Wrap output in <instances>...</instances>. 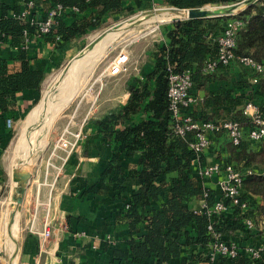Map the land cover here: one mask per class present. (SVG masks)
I'll list each match as a JSON object with an SVG mask.
<instances>
[{
    "label": "trees",
    "instance_id": "1",
    "mask_svg": "<svg viewBox=\"0 0 264 264\" xmlns=\"http://www.w3.org/2000/svg\"><path fill=\"white\" fill-rule=\"evenodd\" d=\"M28 1L0 0V46L15 51L7 58H0V114L4 120L25 114L15 112L16 94L24 90L40 92L47 74V59L33 67L26 44L33 41L48 45L49 58L53 59L69 42L92 27L124 10L138 9L146 1L176 8H199L238 0H34L30 13L24 19L19 18ZM56 4L65 7V11L54 16V24L47 33L37 35V27L30 19L43 16ZM235 18L243 21L236 34L235 55H249L264 63V0H255L232 15L176 20L165 29L166 42L154 43L149 49L148 65L127 81L125 102L101 118L90 119L101 142L111 147L112 152L98 182L89 185L84 193L123 197V216L119 220L133 237L128 241V253L113 250L118 258L130 257L137 264H149V261L167 264L176 259L179 264H264V254L253 259L242 251L232 258L219 255L209 261L205 255L210 241L209 222L226 239L237 236L235 232L239 230L261 235L263 239L264 235L244 228L238 208L211 218L203 211H193L191 205L192 200L203 198L198 166L206 163L207 155H214L213 161H227L243 169H264V138L254 141L247 137L250 119L243 114V106L248 102L264 114V77L252 83V73L235 64L219 66L211 73L203 70L206 62L216 57L217 37L227 22ZM13 61L18 62L16 68L10 66ZM169 68L175 72L189 70L192 77L189 93L201 97L181 112L198 121H239L244 136L238 144H232L223 132L210 133L209 147L197 163L191 164L195 157L190 147L194 132L180 136L172 130L173 115L167 98ZM37 101L35 98L32 105ZM11 134L7 130L0 137L1 150ZM133 156H136L135 166L125 173L119 162ZM114 172L117 175L113 176ZM127 177H134L138 187L123 196ZM217 196L216 187L210 185L204 197L207 207ZM240 199L249 203L254 218L256 213L264 221V176L246 175Z\"/></svg>",
    "mask_w": 264,
    "mask_h": 264
},
{
    "label": "crops",
    "instance_id": "2",
    "mask_svg": "<svg viewBox=\"0 0 264 264\" xmlns=\"http://www.w3.org/2000/svg\"><path fill=\"white\" fill-rule=\"evenodd\" d=\"M127 1L132 2V0ZM164 34L160 37L159 42H166ZM72 41L68 43L66 49L60 51L57 57L53 59L49 58L51 48L48 45L33 41L26 44L27 52L32 57L31 65L35 67L40 61L47 59L48 70H50L59 63L63 54L66 55V52L71 50ZM14 52L12 48L0 46V58H7ZM139 57L141 60L138 68L141 70L150 61L149 48L143 50V55L141 54ZM10 66L16 68L18 62L13 61ZM227 76L230 77L229 73ZM127 96L128 92L125 89L119 97L120 99L116 101L112 96L107 98V102L105 100L98 102V110L94 116L84 114L81 120L84 137L79 140L76 150L73 151L59 171L54 184L51 183L56 169L47 168L43 158L39 163H36L34 172H29L30 177L26 184L22 205L20 204L22 212L25 214L27 211L29 215L22 228L24 233L17 240L13 237L16 240L13 251L9 250L8 245V249L4 247L5 251L15 253L11 261L10 256L7 258L6 264H137L130 257L124 259L113 255L115 249L128 253L130 251L128 241L133 237L123 221L119 220L123 216V197L111 198L110 196L84 193L89 185L98 182L99 174L112 152L111 147L101 142L100 136L94 130L90 119L105 116L124 103ZM38 97V91L24 90L17 93L16 114L20 115L28 111L35 98ZM18 119L20 118L14 119L15 124ZM7 130L9 129L5 126V120L0 114V137H3ZM135 162L136 156H133L123 158L119 164L126 173L128 169L135 166ZM1 164L0 156V172ZM13 169H19V167L12 168V171ZM46 171H48V175L45 178L44 172ZM115 175L117 172H114L113 176ZM45 179L48 181H44ZM212 183L209 180L206 184L213 185ZM123 184L126 187L123 196L136 191L138 187L134 177H127ZM46 202L49 204L47 220L52 224L53 235L49 241L41 245L36 231L41 229L45 215L40 206ZM191 205L192 207L197 206L198 200H192ZM31 227L35 232L30 229ZM16 229L18 231V225ZM10 230L4 231L6 235ZM17 231L15 230V234ZM77 231H84L86 236H75L74 233ZM235 233L242 239L243 244H259L263 241L261 235L254 233L248 235L241 230ZM179 262L176 259L167 264H179ZM149 264H153V262L149 261Z\"/></svg>",
    "mask_w": 264,
    "mask_h": 264
},
{
    "label": "built area",
    "instance_id": "3",
    "mask_svg": "<svg viewBox=\"0 0 264 264\" xmlns=\"http://www.w3.org/2000/svg\"><path fill=\"white\" fill-rule=\"evenodd\" d=\"M243 1L244 0H238L236 3H243ZM34 3L35 2L33 0H29L25 3V6L21 10L18 17L24 19L33 9ZM65 9L66 8L61 4H56L49 8L43 16L37 15L36 18L32 17L30 19V23H34L36 25L38 31L37 35L47 33L54 24V16L61 14L65 11ZM70 9L77 11L76 7H71ZM239 11H235L229 15L235 14ZM182 19L185 18L181 17L179 20ZM242 25L243 21L236 18L227 22L221 35H219L216 40V57L206 62L203 68L204 72L211 73L216 71L219 66L236 64L248 69L252 73L250 78L252 83H256L259 77H264V63L255 61V59L249 55H235L234 53L236 34ZM128 61V53L120 50L109 60L106 66V72L113 76L127 71L130 68ZM132 65L133 68L139 72L138 66L135 64ZM191 86L192 77L189 70L175 72L169 68L167 98L169 110L173 115L172 130L180 136H184L187 131L194 132V140L190 143V147L195 153V157L191 160V164H194L199 161L201 154H203V152L209 147L210 133L223 132L225 138H227L234 145L239 143L244 134L242 125L237 120L220 119L218 121H198L193 119L190 115L182 113V108H186L201 100V97H195L189 93ZM243 114L250 119L247 129V137L254 141L263 139L264 114H260L256 105L250 102L245 103L243 106ZM82 124L83 122L74 131L64 128L52 143L50 152L46 159L47 168L51 167L56 169V172L52 177L51 184L55 183V179L58 176L59 171H61V168L67 162L73 151L76 150L79 140L84 137ZM5 125L10 131L14 130V119L10 117L6 118ZM58 150L61 152L57 153ZM47 172L48 171L44 172L45 178L48 175ZM253 174L264 176V169L257 171L251 168L243 169L235 167L227 161L220 163L217 160L206 162L203 166H198V175L202 179L201 185L204 188V193L203 198L197 199L198 205L193 208V211H203L211 218H215L216 214L226 212L233 207L238 208L244 228L247 230L255 229V232L261 231L264 235V221L259 218L256 213L254 218V211L250 207L249 203L240 199V189L244 177L246 175ZM209 180H211L213 182V186L216 187L218 196L213 204L210 207H207L204 197L207 196V191L210 187L209 184H206ZM40 207L44 211L45 215L41 229L36 232L39 235L40 244L44 245L52 237L53 227L51 222L47 220L49 214V204L46 202L41 204ZM30 229L35 232L33 227ZM207 230L210 234V241L207 245L205 255L209 261H213L219 255L232 258L241 251L249 254L253 259H258L264 254V239L259 244H243L241 242L242 239L238 236L226 239L220 230L214 228L212 222H209L207 225ZM74 235L78 237L86 236L84 231H77ZM92 247L95 246L92 245Z\"/></svg>",
    "mask_w": 264,
    "mask_h": 264
},
{
    "label": "rangeland",
    "instance_id": "4",
    "mask_svg": "<svg viewBox=\"0 0 264 264\" xmlns=\"http://www.w3.org/2000/svg\"><path fill=\"white\" fill-rule=\"evenodd\" d=\"M235 2L218 5V7L231 5ZM246 6L247 5H245L244 8ZM159 7L166 8L168 7V5L146 1V3L142 4L140 8L134 9L132 11L124 10L119 15L104 20V22H102L99 26L92 27L90 30H88V32L74 39V41H72L71 43L72 46H70L71 50L67 51L66 55L63 54L59 63H57L56 66H53L47 72L46 77L42 83L41 90L39 92L38 101L34 105H32V107L29 108L24 115L19 117L20 119H18V121L16 122L15 129L11 131L12 134L10 140L8 141L6 147L0 152L2 163L0 172V264H6V260L9 256L11 261L15 254H12V252L10 251H5L4 249V247L8 249L7 245L10 243L4 231L10 230V223H13L14 218H17L18 231L16 229L17 226H14V234L15 230L17 231L14 238L16 240L19 239V236L24 233L22 231V228L29 215L27 211L24 214V212H22V210L20 209V206L22 204L19 206V209H17L16 203L12 199L13 197L17 196L15 189L17 182L13 180L12 168L19 167L20 169L21 166H25V169L23 168L25 171L34 172L36 163H39L42 158L44 161H46L52 143L64 128L74 131L76 127L81 123V120L85 113L87 116H94L96 111L98 110V102H101V100H105L107 102V98H111L112 96H114L115 101L117 99H120L119 97H121L124 90L126 89L127 81L132 76L139 75L140 73V69L139 72H137L133 68L132 64L139 66L141 60L139 56L141 54L143 55V50H147L148 48L151 49L154 43H158L160 41V37L165 33V29L167 28V26H170L172 22L178 20L180 16L178 14V17H176V15H172L170 13V17L159 18L157 20L153 19V21L147 22V20L152 18L153 15H156L155 13H147L152 9ZM140 16H142V19H138L140 18ZM131 20L132 22L128 23L129 25L127 24L125 30L114 40V42H112V44L107 48V52H105V55H103L100 61H98L96 68L94 69L91 78L87 81L88 83H86L85 87L74 99H72L68 103V105L56 117L53 126L45 139V142H43L44 145L40 144L38 135L35 136V143L30 150V159H32L29 162V167H27L28 162H26L23 156L24 152L19 151L18 154V152L16 153V150L14 151L13 149L15 142L21 132L23 122L28 113L39 103L43 95V91L46 89V86L48 84V79L59 72L61 69H63L75 56L76 53L78 54L80 51L86 48L98 34L103 32V30L105 31L107 30V28L109 29L118 27V25L122 24L123 22H130ZM68 49H70L69 46ZM120 50H122L123 52L126 51V53H128V65L130 68L118 75H109L106 72V66L109 60ZM30 133H26L27 137H30L32 135V133L31 135ZM42 134H44V131H42ZM60 152V150L57 151V153ZM214 157V155H207L205 157V162L215 160ZM44 181H48V179H45ZM16 240H14L13 246H15Z\"/></svg>",
    "mask_w": 264,
    "mask_h": 264
},
{
    "label": "bare ground",
    "instance_id": "5",
    "mask_svg": "<svg viewBox=\"0 0 264 264\" xmlns=\"http://www.w3.org/2000/svg\"><path fill=\"white\" fill-rule=\"evenodd\" d=\"M170 13L178 17V13L164 9L159 13H155L156 15H153L152 18H147V22H151L153 19L157 20L159 18L170 17ZM138 19H142V16ZM132 20L130 22H123L118 25V27L107 28L105 31L103 30V32L98 34L86 48L80 51L77 56L73 57L63 69L48 79V84L43 91L39 103L26 116L13 149L14 151L16 150V153L18 152V154L19 151L24 152L23 156L26 162H28L27 167H29V162L32 159H30V150L35 143V136L38 135L40 144L45 142L56 117L85 87L86 83H88L87 81L91 78L98 61H100L102 56L105 55V52H107V48L125 30L127 24L131 23ZM42 131H44V134H42ZM28 132L32 133V135L30 133V137H27L26 133ZM21 167L25 169V166ZM17 225V218H14L13 223H10L11 230L8 232V235H6L10 241L8 244L9 250L14 248L13 237L16 236V234L14 236V226Z\"/></svg>",
    "mask_w": 264,
    "mask_h": 264
},
{
    "label": "water",
    "instance_id": "6",
    "mask_svg": "<svg viewBox=\"0 0 264 264\" xmlns=\"http://www.w3.org/2000/svg\"><path fill=\"white\" fill-rule=\"evenodd\" d=\"M255 0H244L243 3L235 2L231 5H225V6H203L199 8H176V7H166V8H155L149 11L147 14H153V13H159L160 11L167 9L174 11L178 13L180 16L178 20L183 17V18H211V17H217V16H223V15H229L233 11H239L242 10L244 5H249L251 2ZM76 54L75 56H77ZM74 56V57H75ZM12 177L13 180L17 182L16 185V193L17 196L13 197L12 199L16 203V208L19 209L20 204L23 201V197L25 194V188L26 184L28 183L30 174L28 171H25L23 169H13L12 171ZM14 207V206H13Z\"/></svg>",
    "mask_w": 264,
    "mask_h": 264
}]
</instances>
